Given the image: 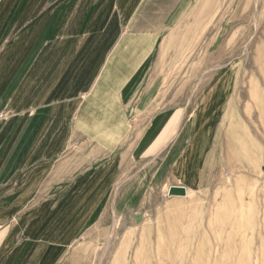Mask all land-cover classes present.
Here are the masks:
<instances>
[{
    "label": "rangeland",
    "instance_id": "374dc122",
    "mask_svg": "<svg viewBox=\"0 0 264 264\" xmlns=\"http://www.w3.org/2000/svg\"><path fill=\"white\" fill-rule=\"evenodd\" d=\"M137 18L133 29L156 30L159 41L133 102V134L116 153L93 149L91 168L46 170L18 209L60 229L43 235L59 239L58 264H264V0H0V88L32 44L63 53ZM34 67L0 100V138L5 130L17 146L48 129L57 107L67 113L81 83L62 74L35 88ZM164 109L172 120L158 148L140 153L141 142L132 153ZM181 156L184 171L174 167ZM171 183L186 194L169 196Z\"/></svg>",
    "mask_w": 264,
    "mask_h": 264
},
{
    "label": "crops",
    "instance_id": "0c3cea01",
    "mask_svg": "<svg viewBox=\"0 0 264 264\" xmlns=\"http://www.w3.org/2000/svg\"><path fill=\"white\" fill-rule=\"evenodd\" d=\"M51 13L50 21L54 17V10ZM138 20L121 26L116 33L78 34L84 35L79 40L82 46L75 47L78 41H71L63 53L55 45L49 46L48 49L52 48L49 51L40 50L43 42L32 44L29 47H33V50L37 48L35 52L27 59V50L18 63V69L9 68L4 73L0 100L8 99L15 93L17 85L14 82L19 73V82L23 79L27 82L23 74H27L29 66L35 65L32 70L35 77L29 82L35 88L40 84V89H44L45 83L54 84L62 74L67 79L74 73L82 77L77 87L78 94L68 101L67 113L57 107L47 118L50 127L37 129L30 146H17L11 140L7 141L5 130L0 138V264H58L59 239L50 236L45 240L43 235L58 234L60 229H47L51 227H47L46 220L37 210L22 212L18 207L28 200L32 187L42 183L46 170L51 168L54 170L52 176L60 177L68 171L91 168L93 153L99 152L105 156L116 153L133 134L130 122V113L136 111L133 102L142 74L159 41L156 30L133 29ZM105 24V21H100V29ZM44 35L47 34L42 32L39 38H44ZM31 85H24L26 95ZM168 111H157L152 116L146 128L134 140L132 153L138 150L141 142H144V146L140 153H149L158 148L156 142L172 120L171 112L163 118ZM151 128L154 134L151 131L149 134ZM22 133L28 131H19L20 135ZM74 139H78L80 144H73ZM182 158L174 162L176 170L189 168L187 158ZM101 171H108L107 163L101 167ZM85 177L84 174L83 179ZM170 185L184 186L181 183Z\"/></svg>",
    "mask_w": 264,
    "mask_h": 264
},
{
    "label": "water",
    "instance_id": "95a60500",
    "mask_svg": "<svg viewBox=\"0 0 264 264\" xmlns=\"http://www.w3.org/2000/svg\"><path fill=\"white\" fill-rule=\"evenodd\" d=\"M167 194L169 196H184L186 194V189L181 185H170Z\"/></svg>",
    "mask_w": 264,
    "mask_h": 264
}]
</instances>
